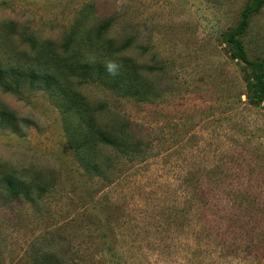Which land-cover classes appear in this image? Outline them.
<instances>
[{
	"label": "rangeland",
	"instance_id": "obj_1",
	"mask_svg": "<svg viewBox=\"0 0 264 264\" xmlns=\"http://www.w3.org/2000/svg\"><path fill=\"white\" fill-rule=\"evenodd\" d=\"M249 0H0V66L76 23L120 43L156 96L124 97L78 85L143 125L148 152L111 154L105 177L72 153L59 108L46 91L0 90L19 119L0 128V264H264V104L246 102L244 67L223 35ZM106 24H102L105 23ZM264 59V7L241 37ZM40 188L41 190H38Z\"/></svg>",
	"mask_w": 264,
	"mask_h": 264
},
{
	"label": "trees",
	"instance_id": "obj_2",
	"mask_svg": "<svg viewBox=\"0 0 264 264\" xmlns=\"http://www.w3.org/2000/svg\"><path fill=\"white\" fill-rule=\"evenodd\" d=\"M264 7V0H249L240 12L239 20L223 35L232 59L243 65V95L253 106L264 104V59L250 56L242 40L249 20ZM102 24H106L102 23ZM106 31L101 24L95 38L76 23L60 46L52 41L35 48L34 55L21 52L6 66H0V90L17 93L27 84L42 87L59 108L68 142L79 164L90 176L105 177L111 154L129 159L148 152L149 135L143 125L134 123L125 113L111 111L105 101H91L77 89L78 85L97 83L119 96L152 101L150 81L142 75L156 68L140 66L124 52L131 46L129 39L116 43L103 38ZM16 113L0 99V128L18 132ZM11 198L21 193L17 176L5 172L0 178ZM38 190H41L38 188ZM53 255L43 254L38 262L49 264Z\"/></svg>",
	"mask_w": 264,
	"mask_h": 264
}]
</instances>
